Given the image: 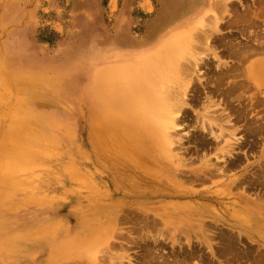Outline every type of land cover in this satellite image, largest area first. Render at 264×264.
Returning <instances> with one entry per match:
<instances>
[{
	"label": "rangeland",
	"instance_id": "374dc122",
	"mask_svg": "<svg viewBox=\"0 0 264 264\" xmlns=\"http://www.w3.org/2000/svg\"><path fill=\"white\" fill-rule=\"evenodd\" d=\"M230 1L231 5L228 3L226 10L220 8L217 11L221 15L219 32L214 31L211 35L210 46L206 50L200 48L199 52L203 51L204 58L210 61L209 67L200 68L201 82L196 79L200 100H188L185 106L188 111L186 126L179 127L184 135L180 147L185 152L182 156L187 163L197 166L202 156H205L211 157V161H216L219 166L224 164V169L221 173L206 176L203 181L186 182L195 190L192 195L171 198L178 201L182 208L187 205L195 212L204 210L200 214L201 219L212 224V232L209 230L208 234L215 239L212 237L210 244L202 245L205 264H227V260L232 258L233 253L220 255L218 252L226 244L225 240L221 243L217 238V233L222 231L237 239L235 242L239 250L251 248L256 260H264V219L259 220L251 214L252 223L249 225L233 217L235 213H249L251 206L258 211L264 209V134L249 136L244 125L246 121L236 120L230 110L233 106L240 107L245 103L250 106V95L255 96L253 99H256V103L250 107L249 115L256 113L258 123H263L264 104L262 106L261 101H257L264 102V95L259 93L262 91L260 89L257 91L252 87L243 90L238 86L235 92L231 89L228 96L224 97L221 91L233 87L232 80L229 83L226 79L221 89L216 88L213 80L215 74L224 70L221 69L223 64L216 68L218 59L227 62V67L229 63L235 65L237 59L224 53L225 41L220 40L228 39L231 32L237 35L238 40H244L239 36L241 26L230 25L229 21L233 20L237 10L259 9L264 1L259 0L261 4L258 0ZM159 8L157 0H0V130L13 124H25L38 136L40 145V149L32 155L33 162L11 176L12 191L0 202V243L14 235V239L6 242L0 251V264L44 262L54 244L77 230L80 222L86 218L102 217L103 211L98 208L102 204L114 205L117 200L126 203L138 201L132 204L133 208L138 209L142 205L156 206L164 202L157 196H138L136 193L146 189L142 188L145 184L141 181L135 186V193L126 196L122 188L133 180L129 176L131 172L118 178L105 165L103 158L98 161L95 141L90 133L92 104L89 94L81 91L79 82L80 65L85 54L88 55L86 62H100L102 57L96 56L94 52L102 43L113 39L118 31L129 33L136 40L144 39L153 27ZM255 28L248 30L253 32ZM261 28L264 29V24ZM110 59L120 60L117 56H103V60ZM9 73L28 75L31 81L26 85L12 86L3 82ZM192 94L190 90L188 98ZM207 96L216 113L223 114V117L232 113L229 122L223 120L228 128L233 129V135H226L231 138V153H215V140L210 138L207 140L210 144L204 145L197 137L202 134L197 114L203 111V103H208ZM22 103L25 105L23 110ZM47 108L54 109L66 124L64 121H50L42 112ZM206 136L211 137L210 134ZM216 154L221 155L219 160ZM233 159L237 163L229 166L227 161ZM256 179L258 185H252V180ZM130 206L127 205L124 212ZM117 211L115 209L113 212ZM129 227L131 223L123 221L120 230L133 236L128 231ZM192 238L191 243H199L195 237ZM121 241L122 238H113L116 248H112V251H124L118 246ZM125 241L129 247L125 249L126 254H129L130 259L125 257L124 263L147 264L137 260L142 250ZM172 242L168 238L161 251L170 258L171 252L179 249V242ZM183 246L191 248L186 242ZM214 250H217L216 253ZM192 264L203 263L196 257L192 259ZM244 264L249 262L245 261ZM250 264L256 263L251 261Z\"/></svg>",
	"mask_w": 264,
	"mask_h": 264
},
{
	"label": "bare ground",
	"instance_id": "6f19581e",
	"mask_svg": "<svg viewBox=\"0 0 264 264\" xmlns=\"http://www.w3.org/2000/svg\"><path fill=\"white\" fill-rule=\"evenodd\" d=\"M157 1L160 5L158 16L146 37L136 40L130 37L129 33L118 31L113 39L102 43L94 52L96 56L102 57L100 62H86L88 55L85 54V59L80 65L79 82L81 91L83 94H89L92 104L93 120L90 133L95 141L98 161L103 158L105 165L118 178L131 172L132 175L129 176L133 177V182L131 177V183L122 188V193L125 191L126 196L134 194L135 186L141 181L145 184L142 188L146 189L136 193L138 196H157L164 202L156 206L142 205L138 209L132 207V204L138 201L126 203L117 200L114 205L102 204L98 206L99 211H103L102 217L86 218L80 222L77 230L54 244L48 259L35 264H122L125 257L130 259L125 250L129 248L128 244L123 240L142 250L137 257L138 262L192 264V259L197 257L205 264L202 245L210 244L213 235L209 236L208 232H212V224L201 219L200 214L204 210L195 212L187 205L182 208L178 201L172 199L195 193L186 182L203 181L206 176L221 173L224 169V164L219 166L216 161H211V157L205 156H202L201 163L197 166L187 163L182 156L185 152L181 150L180 144L184 135L179 127L186 126L188 111L185 106L188 100L194 101L201 96L196 81L198 78L201 82L200 68L209 67L210 61L204 58L203 51L199 52L200 48L206 50L210 46L211 35L219 30L221 15L217 11L220 8L222 11L226 10L230 0ZM263 21L264 4L259 9L246 8L239 12L237 10L233 20L229 21L230 25L241 26L239 36L245 41L238 40L237 35L232 32L228 39L220 40L225 41L223 52L237 58L235 65L229 63L227 67V62L220 59L216 64V68L224 65L221 67L224 70L213 78L216 88L221 89V84L226 79L229 83L232 80L233 83V87L221 91L222 96H228L231 89L235 92L238 86L243 90L252 87L257 91L260 89L262 91L259 93L264 95V29L261 28ZM251 27H256L254 33L248 30H251ZM215 41L218 43L217 39ZM104 55L117 56L120 60H103ZM29 81L31 80L28 75L12 73L3 79V82L12 86L26 85ZM190 90L193 94L188 98ZM244 92L247 93H242ZM207 97L208 103H203V111L197 114L200 132L202 131L197 137L204 145L209 143L207 140L210 138L215 140V153L224 155L233 149L229 142L231 138L226 137L227 134L233 135V129L225 124L231 120L232 113L236 120L246 121L244 125L249 136L264 134V122L258 123L256 113L249 115L250 107L256 103V99H253L255 96L250 95V106L246 103L240 107L233 106L229 108L232 113L225 117L212 110L213 103L210 97ZM257 102L264 104L263 100ZM24 108L22 103V110ZM42 112L50 121H64L54 109L47 108ZM207 134L211 137L206 136ZM38 141V136L25 124H13L0 130V202L12 191L11 176H15V173L28 166L29 162H33L32 155L40 149ZM220 156L216 154L217 160ZM235 159L227 161L228 165L236 164ZM262 171L264 176V168ZM252 181V185H258V179ZM127 205L131 206L124 212ZM115 209L118 211L114 213ZM250 211L235 213L236 216L233 217L249 225L252 223L251 214L259 220L264 219V209L258 211L251 206ZM123 221L131 223L128 231L134 234L133 236L121 232ZM192 237L199 243H191ZM218 237L221 243L226 241L218 251L220 255L233 253L232 258L229 255L227 264H244L245 261L249 264L251 261L264 264L263 259H257L260 262L256 260L251 248L239 250L235 237L225 235L223 231L217 233ZM113 238H122L118 246L123 252L112 251V248H116L112 242ZM168 238L173 244L179 242V249L171 252V258L161 252ZM13 239L14 235L10 239L5 238L0 243V251L6 246V242ZM184 242L191 245V248H185ZM214 251L216 253L217 250Z\"/></svg>",
	"mask_w": 264,
	"mask_h": 264
}]
</instances>
